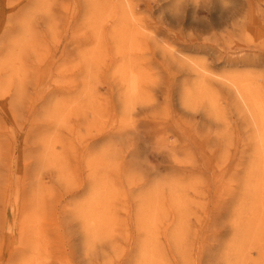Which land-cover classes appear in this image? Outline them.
<instances>
[{"label": "rangeland", "instance_id": "obj_1", "mask_svg": "<svg viewBox=\"0 0 264 264\" xmlns=\"http://www.w3.org/2000/svg\"><path fill=\"white\" fill-rule=\"evenodd\" d=\"M0 264H264V0H0Z\"/></svg>", "mask_w": 264, "mask_h": 264}]
</instances>
